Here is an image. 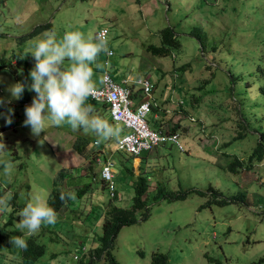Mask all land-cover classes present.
Here are the masks:
<instances>
[{
  "label": "rangeland",
  "instance_id": "1",
  "mask_svg": "<svg viewBox=\"0 0 264 264\" xmlns=\"http://www.w3.org/2000/svg\"><path fill=\"white\" fill-rule=\"evenodd\" d=\"M166 25L174 30L179 46L167 55L150 54L144 45L159 44V29ZM195 26L205 36L203 46L187 33ZM101 27L106 28L104 42L95 36ZM107 49L112 53L105 56ZM104 58L107 70L120 82L121 77L127 76L131 84L138 75L148 76L153 86L156 83L151 95L158 99L159 89L165 96L168 83H174V98L167 106L178 111L180 104L186 111L173 115L182 125L179 140L185 150L168 141L159 143L141 152L137 165L148 188L159 184L166 191L186 194L178 199L159 196L147 204L145 219L137 217L121 226L110 249L117 262L151 264L150 253L155 250L166 252L169 264H204L207 255L212 257L208 264H246L263 256L264 184L258 182L264 180V160L255 162L253 170L242 169L241 175L221 164L233 151L247 163L249 148L257 140L254 130L262 131L264 139V98L254 74L256 65L264 64V0H0V65L11 63L0 67V104L16 102V77L23 66L29 92L48 93L67 79L80 87L101 86ZM181 65L182 70H174ZM35 78L38 81L33 82ZM247 82L250 87L245 91ZM44 101L34 100L36 113L16 105L21 116H35L32 122L6 119L8 108L0 112V186H5L0 207L9 206L13 191L18 204L24 201V207L14 212L19 218L5 226L10 210L0 211L4 235L0 264H22L19 240L9 229L16 226L22 234L39 233L40 225L49 228L39 234L45 251L30 264H89V256L81 252L84 246L97 244L108 191L99 188L100 181L90 180L97 194L83 207L73 201L65 208L67 216L61 212L54 217L55 226L41 217L52 174L64 166L72 169L70 176H76L77 182L90 178L79 177L87 173L88 160L71 147L78 134L90 138V147L106 145L104 153L112 159L114 187L120 194L112 200L115 205H130L137 171L126 170L131 155L116 149L106 136L110 127L104 126L106 113L88 112L89 105L100 107V102L66 101L67 107L59 110L64 101ZM132 103L138 102L132 99ZM146 121L150 128L158 125L151 111ZM59 127L74 132L62 141L65 131L51 133ZM117 128L111 133L114 138L120 134ZM241 128L245 135L233 140ZM92 135L99 144L91 143ZM92 170L98 176L99 167ZM208 184L225 197L242 193L243 201L207 205ZM87 204L92 211L86 217ZM92 264L106 262L101 256Z\"/></svg>",
  "mask_w": 264,
  "mask_h": 264
},
{
  "label": "trees",
  "instance_id": "2",
  "mask_svg": "<svg viewBox=\"0 0 264 264\" xmlns=\"http://www.w3.org/2000/svg\"><path fill=\"white\" fill-rule=\"evenodd\" d=\"M187 33L189 35L194 36L200 43V46H203V41H204L205 36L199 26H195L194 31H190ZM158 34H159V40H160L159 44L148 43L144 45L145 50L149 52L150 54L167 55L171 52L172 49L177 48L179 46V42L171 26L166 25L160 28ZM104 60L105 59H103L102 69L104 68L107 69L108 61L104 63ZM8 65H11V63L6 64V65L4 64L0 65V67L4 68L5 66H8ZM183 67H184L183 65L177 66L174 68V70L180 71L183 69ZM80 68L84 69V66H81ZM10 70L14 74V66L10 68ZM254 74H255V78L258 79V84H257L258 92L264 98V64L261 65L258 63L254 69ZM27 77L28 76L26 73V68L23 66L20 72V76L16 77V80H17L16 82V99H17L16 102L8 101L7 103L0 104V112L2 110H5V108H8V110H10L6 117V119L10 121H12L13 118H17V119L21 118L23 119L22 122L25 123V122H32L35 118V116H32V115H30L29 117L21 116L16 106L18 104L22 108L24 107L25 109L31 108L32 110H34L32 111L33 113H36L37 111V104L34 102V100L36 99L35 95L34 93L31 94L27 88V84H26ZM261 79H262V82H261ZM172 85H174V83H172L170 86L172 87ZM249 87H250L249 83L248 82L245 83L244 90L247 91ZM52 89H54V87ZM44 93L38 92L35 94L38 96H41ZM153 99H154V103L153 104L151 103L149 112L150 111L155 112L157 108L159 107V103L155 102L154 97ZM84 100H87V99L85 98ZM47 101H50V100H47ZM47 101H44V102H47ZM163 101L164 100H160V103H163ZM84 104L86 105V103ZM101 106H106V104L102 103ZM178 109L182 113L186 112L182 108L181 105L179 106ZM16 120L14 121L12 128H15L14 125L16 124L15 122H17ZM160 124L161 123H159V125ZM199 125H201V122H199ZM181 126L182 125L178 121H176L174 124H171L168 128L167 127L166 128L170 132H173V131L179 132L181 129ZM202 128L203 126L201 125L200 130H202ZM246 129H247V126L245 130ZM245 130L241 128V130H239L236 133V135L232 136L233 140L235 138H239L245 135ZM255 131L256 130H254L252 133L254 134V136H257V140H255L253 145L249 148L250 152L247 155V160H246L247 163L244 162L241 156L239 157V155H237V153L233 151V153H229L228 156L224 157L223 163L221 164L222 167H224L226 170L232 173L240 174L242 169L246 168L248 170L250 169L253 170L255 169V165H254L255 162L258 163L259 161L261 162L264 160L263 132L258 131L259 132L258 134ZM0 132H1V129H0ZM106 136H108V132ZM87 137L88 136L86 134H83V135L78 134V136L75 137L74 140L72 141L71 147L77 153L81 154L82 156H84V158H87L88 160V163L85 168L87 170V173L80 174L79 177L85 175L90 178L82 182H77V179L74 178L76 176H72V174L70 176L72 169L71 168L69 169L68 167H64V166L59 167L52 174L51 189L48 192V195L46 197L45 206H44L41 217L43 219H48L49 221H52V223L55 226L58 224V219H54V217L60 215L61 212L63 213L62 214L63 216H67L68 213L65 212V208L66 207L68 208V206L72 204L73 201L76 202V205L79 203V206L83 207V204L89 197L93 196L94 194H97L96 190L90 185V182H91L90 180L92 181L97 180L98 183L100 181L99 188L106 187L107 189L108 182L100 177L99 171H98V176H97V172H94V170H92V168L95 167L96 165L95 160L97 162L96 154L98 155L101 153L99 152L100 147H95V146L90 147L88 144L90 138L89 137L87 138ZM98 143L99 141L97 140V144ZM97 144H94V145H97ZM181 150H185V149L182 148ZM220 153H222V151ZM94 157H96L95 160H94ZM126 170L131 173L132 166L126 167ZM72 177L74 178L73 180H72ZM258 183L264 184V180L261 179ZM24 185L27 190L28 185H29L28 182H26ZM158 185L159 184H157V186H153V189L148 188V183H147L145 175H142L140 172H137L136 179L134 180V184H133V194L130 196L131 202L128 207H120V206L115 205L112 202V200L118 199V197L120 196L119 193H117L115 189L113 190L114 194L110 195L108 193V201L106 202L108 204H105L104 202L101 203V204L104 203V205H102L100 234L97 236V240H96L97 244L93 246H89V247L84 246L83 251L81 252V253L85 252L83 255L87 254L89 256L88 258L89 264H92L94 259H97L101 256L104 257L106 264H119L117 260L115 259V257L113 256V254L111 253L110 249L112 248V245L115 241V238L121 226L134 223L137 220V217H140V219L142 220L145 219L149 214L147 204L151 200L156 201L159 198V196H166L167 198L178 199V198H183L186 194V192L173 193L172 191H166L165 189H163V186L159 185L158 187ZM4 187L5 186H0V202L3 199ZM113 187H114V180H113ZM150 191H153V192L150 193ZM189 191H196L200 194H203L204 192L207 193L209 195V197L207 198L205 202V204L207 205H209L210 203L224 204L227 202L243 201V197H244V194L242 193H240L239 195L233 194L228 197L222 196L221 191L214 188L210 184L206 186V188L204 189V192L198 189H190ZM16 194L17 193H15L14 191L11 192L10 198L8 199L10 203L8 207L7 206L0 207V211L10 210L7 216V220L6 222L2 223V226H5L6 223L10 221L12 223V220L18 217L17 214L14 212H16V210H21L24 207V201H22L19 204L15 201ZM87 206L88 204L85 207ZM90 212L88 215H86V217L91 214ZM84 214H87V212H85ZM2 230L3 229L0 228V247L2 246V244H4L3 243L4 235L1 232ZM39 230H40L39 233L37 231H35L34 233H31L28 230L26 233L22 234L21 231L16 228V226H14L12 229H9V231H11L14 234V236L17 237L19 240V246H20L19 261L22 264L33 263L34 260L42 256L45 251L44 244L39 242L40 240L39 234L42 231H48L49 228L45 225H40ZM49 238L51 239V237ZM203 256H205L206 258V252L203 254ZM207 256L208 258L206 259L202 258L204 261H206V263L204 264H208V262L212 258L209 255ZM150 263L151 264H169L168 255L166 254V252H163V251H159V250L152 251L150 253ZM246 264H264V255L258 257L256 260L249 261Z\"/></svg>",
  "mask_w": 264,
  "mask_h": 264
},
{
  "label": "built area",
  "instance_id": "3",
  "mask_svg": "<svg viewBox=\"0 0 264 264\" xmlns=\"http://www.w3.org/2000/svg\"><path fill=\"white\" fill-rule=\"evenodd\" d=\"M105 34L106 28L101 27L96 31L95 36L103 42L105 40ZM105 53L106 55H110L112 50L107 49ZM106 62L107 59L104 60V63ZM128 80L127 78H123L121 82L117 81L104 68L101 72V86L99 87L84 88L68 81L65 87L55 88L47 95L38 96L35 94V98L56 100L60 98H71L75 93H84L93 100L105 102L110 121L115 124H121L125 129L116 138L115 147L132 156H137L141 152L150 150L159 143L166 141L174 144L178 149H182L177 131L170 132L164 128H150L147 124L146 115L150 110L151 103H154L151 95V81L142 76L136 77L131 84L127 83ZM134 87L139 90L142 96L141 99L136 101L138 102L137 104L132 103ZM108 135L111 136V133L108 132ZM97 140L93 138L92 142L97 144ZM96 159L99 164L100 177L108 182L107 190L112 195L114 194L112 160L108 158L100 160L98 157Z\"/></svg>",
  "mask_w": 264,
  "mask_h": 264
},
{
  "label": "crops",
  "instance_id": "4",
  "mask_svg": "<svg viewBox=\"0 0 264 264\" xmlns=\"http://www.w3.org/2000/svg\"><path fill=\"white\" fill-rule=\"evenodd\" d=\"M111 22V21H110ZM145 49V48H144ZM104 53H105V51H104ZM105 56H107L106 55V53H105ZM104 59H106V58H104ZM76 74V73H75ZM110 74H111V76L115 79V80H117L118 78H117V74H115V73H111L110 72ZM140 74V73H139ZM161 74H163L162 72H161ZM137 76V75H136ZM139 76V75H138ZM144 76V75H143ZM146 78H148L149 80H150V78L148 77V76H145ZM158 77H160V76H158ZM123 78H127L128 79V77L126 76V77H121V80L123 79ZM35 81H38V79L37 78H35V80L33 81V82H35ZM68 81H70V82H72V80L71 79H67L66 81H65V83L64 84H62V85H56V84H54L53 85V87H59V86H65L66 85V83L68 82ZM118 81V80H117ZM151 81V80H150ZM154 81V80H153ZM74 83V82H73ZM151 83H152V81H151ZM74 84H76V83H74ZM165 84V83H164ZM163 84V85H164ZM154 86H156V83H154ZM153 86V83H152V87H154ZM52 87V88H53ZM172 87L170 86V83H168V92L166 93V95L165 96H163V94H164V91H162V89H159V91L158 92H160V90H161V97H160V99H158L156 96H152V97H154L155 98V102H157V103H159V107L157 108V110L155 111V112H152V118H154V119H158V121H157V127L156 128H164V129H167L171 124H174L176 121L174 120L175 119V117L173 116V115H175L177 112H180L179 110L178 111H176V110H173V109H171L172 107H168L167 105H168V101L170 100V101H172L173 100V98H174V95H173V92H172ZM54 89H51L50 91H48L49 93L50 92H52ZM34 93V95H35V93H38V92H33ZM48 93V94H49ZM43 95H47L46 93H44ZM77 95V94H76ZM86 95H84V94H78L77 95V97H74V98H64V99H62V101H64V102H62L61 104H59V110H63L64 108H66L67 107V105L65 104V102L66 101H78V102H80V103H82L83 105H85L84 103H86V104H88V102H91L92 103V101H96V100H93V99H91V98H89V97H87V100H84V97H85ZM132 98H133V100L136 102V101H138L139 99H141V96H140V92H139V90L137 89V88H133V92H132ZM89 100V101H88ZM154 100V99H153ZM160 100H164L163 101V103H160ZM50 101H56V100H50ZM176 101V100H175ZM99 102V101H98ZM177 102L178 103H180L181 102V99H177ZM94 103V102H93ZM101 104L102 103H105V102H100ZM98 104V103H97ZM101 104H99L100 105V107H98V106H95V107H93V106H91L90 105V107H89V113L90 114H94V115H96L97 113H99V111L100 112H103V113H106V117L104 118V126H110L109 127V129H107V132H110V133H112V131H113V128L115 127V126H119V128H117V130L119 131V133L121 134L123 131H125L124 130V127L121 125V124H115L114 122H112V121H110V119L108 118V115H107V106H101ZM106 104V103H105ZM179 106H180V104H179ZM71 112L73 113L74 112V105H72L71 104ZM99 108H101L100 110H99ZM168 112H171V113H173V114H171V115H168ZM181 113V112H180ZM173 116V117H172ZM178 121V120H177ZM179 122V121H178ZM159 123H161L160 125H159ZM180 123V122H179ZM61 124V123H60ZM112 125H114L113 127H112ZM103 126V127H104ZM102 127V128H103ZM167 127V128H166ZM63 130V131H65V135L64 136H62L61 138H62V141H64L65 139H63L64 137H66L67 139L69 138V136L70 135H72V133L74 132L73 130H71V129H69V130H66V129H63V127H59V128H55L54 130H52L51 131V133H53L54 131H57V132H59L58 130ZM180 131H181V129H180ZM178 134H179V132H177ZM119 134V135H120ZM118 135V136H119ZM117 136V137H118ZM108 137H111L109 140H113L114 142H115V139L116 138H114L113 137V135L111 134V136H109L108 135ZM113 137V138H112ZM93 138H97V136H94V135H92V139ZM91 139V140H92ZM98 139V138H97ZM99 141V140H98ZM92 142V141H91ZM93 144V143H92ZM99 144V143H98ZM106 147V145H101L100 146V148H99V152H101L100 154H96V157H98L100 160H103V158L104 159H106V158H108L107 156V152H105L104 153V149H103V147ZM154 148V147H153ZM152 148V149H153ZM96 157H94V160H95V158ZM135 158H137L136 160H135ZM108 159H110V158H108ZM112 160V159H111ZM95 163H96V166H98L99 167V165L97 164V162H96V160H95ZM138 163H139V156L137 155V156H132V164H131V166H132V169H135L137 172H138ZM114 189H115V187H114ZM108 191V190H107ZM120 195V194H119ZM92 199H94V198H92ZM95 199H98L97 197H95ZM98 201V200H97ZM100 202V201H99ZM91 209H92V206H87L86 208H85V212H87V214L86 215H88L89 214V212L91 211ZM84 212V213H85Z\"/></svg>",
  "mask_w": 264,
  "mask_h": 264
},
{
  "label": "clouds",
  "instance_id": "5",
  "mask_svg": "<svg viewBox=\"0 0 264 264\" xmlns=\"http://www.w3.org/2000/svg\"><path fill=\"white\" fill-rule=\"evenodd\" d=\"M105 41V40H104ZM103 41V42H104ZM55 88H61V87H54V89ZM84 88H87V87H84ZM135 88V87H134ZM76 94L78 95V94H84V93H75L74 95H73V97H71V98H74V97H76ZM84 95H86V94H84ZM87 97H88V95H86ZM62 99H64V98H60V99H56V100H62Z\"/></svg>",
  "mask_w": 264,
  "mask_h": 264
}]
</instances>
